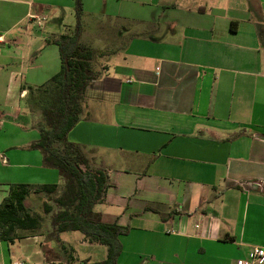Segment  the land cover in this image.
Here are the masks:
<instances>
[{
    "label": "crops",
    "instance_id": "0c3cea01",
    "mask_svg": "<svg viewBox=\"0 0 264 264\" xmlns=\"http://www.w3.org/2000/svg\"><path fill=\"white\" fill-rule=\"evenodd\" d=\"M69 1L66 13L77 19ZM55 5L0 0V206L11 184L62 182L29 149L41 119L23 115L22 102L23 86L61 70L49 62L57 45L47 40L65 34L40 36L44 27L33 19L46 11L62 22ZM111 5L112 26L100 29L95 48L104 54L101 74L69 141L110 170L106 201L95 210L129 229L118 264H237L264 247V0ZM77 243V262L106 259L105 246L84 235ZM22 263L68 260L45 236L0 240V264Z\"/></svg>",
    "mask_w": 264,
    "mask_h": 264
},
{
    "label": "trees",
    "instance_id": "16d2710c",
    "mask_svg": "<svg viewBox=\"0 0 264 264\" xmlns=\"http://www.w3.org/2000/svg\"><path fill=\"white\" fill-rule=\"evenodd\" d=\"M82 0H76L77 28L73 35H61L47 42L59 47L62 68L39 86H23V103L39 114L40 139L29 149L40 150L44 165L59 172L62 183L11 184L0 206V240L9 244L33 235L45 236L67 256L68 264H118L123 246L120 236L129 229L109 224L95 210L106 201L110 170L94 164L91 152L69 141L70 132L81 121L89 86L101 74L96 70L104 54L81 42ZM33 195L46 196L42 212L28 207ZM81 232L85 242L107 248L101 262H77L72 247L61 239L66 232Z\"/></svg>",
    "mask_w": 264,
    "mask_h": 264
},
{
    "label": "rangeland",
    "instance_id": "374dc122",
    "mask_svg": "<svg viewBox=\"0 0 264 264\" xmlns=\"http://www.w3.org/2000/svg\"><path fill=\"white\" fill-rule=\"evenodd\" d=\"M40 3L46 6L48 5H55V8H63L65 13L62 12V14L59 16L61 18H64L65 20H62V22H56L55 20V14L53 12L47 13L46 11L42 12V16H46L47 20L44 21L43 27L44 30L41 31L39 29H36V32H38L40 36H47L49 35L50 32H55L56 34H67V35H73L76 33V28H77V19L75 16H71L68 13V9L70 8L69 0H39ZM109 5L106 7L105 0H82V15H81V32L83 34L82 37V43L88 44L89 46H92L94 48L100 47V29L102 27H109L112 25H109V14H111V9H112V0L108 1ZM104 8L108 10H104ZM48 26V27H46ZM71 26H75L72 28ZM49 58L51 64L55 65L57 67V70L61 69V62H60V57H59V51L57 46H50L49 48ZM52 51V52H51ZM48 80V79H47ZM47 80L42 81V83H39V85L44 84ZM38 85V86H39ZM24 102V101H22ZM24 107V113L23 115H27L29 113L30 119L32 120H37L40 119L39 114H31V112L27 109V106L23 103ZM22 105V106H23ZM15 105H7L5 107V110H9L7 112H13L12 108H14ZM28 111H26V110ZM31 120V121H32ZM62 183V182H60ZM34 200L29 202V207L33 210H36L37 212H42V209H40L43 206V203L48 200L49 198L46 196H41V195H36ZM83 236L81 232H66L61 234V239L63 240H75L74 247L71 245L67 244L69 247H72L75 252L74 254L77 256V251L82 252L81 245H79L77 242L79 238ZM72 239V240H71Z\"/></svg>",
    "mask_w": 264,
    "mask_h": 264
},
{
    "label": "built area",
    "instance_id": "2783aa9c",
    "mask_svg": "<svg viewBox=\"0 0 264 264\" xmlns=\"http://www.w3.org/2000/svg\"><path fill=\"white\" fill-rule=\"evenodd\" d=\"M33 19L36 20L37 25L42 28L44 21L47 20V17L34 16ZM2 42V38L0 37V43ZM237 264H264V247H253L248 256L246 258L240 259Z\"/></svg>",
    "mask_w": 264,
    "mask_h": 264
}]
</instances>
